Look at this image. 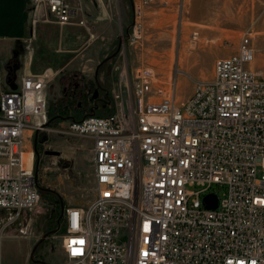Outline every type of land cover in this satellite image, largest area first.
Instances as JSON below:
<instances>
[{
    "label": "built area",
    "instance_id": "built-area-1",
    "mask_svg": "<svg viewBox=\"0 0 264 264\" xmlns=\"http://www.w3.org/2000/svg\"><path fill=\"white\" fill-rule=\"evenodd\" d=\"M158 1L132 0L131 24ZM34 4L95 37L80 0ZM255 56L253 30L244 29L182 100L139 66L131 91L105 92L56 127L88 139L93 152V198L59 215L64 264H264V65L254 68ZM47 82V72L29 71L0 87V208L14 218L40 198L28 142L52 125ZM209 194L215 207L204 204Z\"/></svg>",
    "mask_w": 264,
    "mask_h": 264
},
{
    "label": "rangeland",
    "instance_id": "rangeland-1",
    "mask_svg": "<svg viewBox=\"0 0 264 264\" xmlns=\"http://www.w3.org/2000/svg\"><path fill=\"white\" fill-rule=\"evenodd\" d=\"M194 1L144 5L141 25L134 27L132 0H80L97 33L90 39L82 25H59L44 18L34 0H0V65H11L9 85L27 71L47 72L49 116L57 119L28 142L34 153L38 204L15 218L12 210L0 208V264L65 263L59 215L65 206L85 205L93 198V152L88 139L60 133L56 127H66L70 114L87 112L95 90L100 97L105 92L111 96L119 87L131 91L137 67L150 66L153 85L165 93L175 91L182 100L191 93L194 78H209L214 60L235 50L248 26L256 47L253 67L264 63V0H212L208 15L192 19L188 11ZM251 12L253 19H243ZM6 78L0 71V84H6ZM54 105L63 107L62 119L54 116Z\"/></svg>",
    "mask_w": 264,
    "mask_h": 264
},
{
    "label": "crops",
    "instance_id": "crops-1",
    "mask_svg": "<svg viewBox=\"0 0 264 264\" xmlns=\"http://www.w3.org/2000/svg\"><path fill=\"white\" fill-rule=\"evenodd\" d=\"M214 1V0H213ZM212 0H198V2L197 1H194L193 3L194 4H196V3H198L199 5V8L198 9H196L195 8V6H194V4L192 5V8H190V10L188 11L189 12V17L190 18H192V19H194V18H203V17H205L206 15H208L210 12H211V7H210V5H211V3L213 2ZM209 5V6H208ZM253 13L251 12V13H249L248 15H247V17H243V19L245 18H248V19H253V15H252ZM249 27H251V26H248V27H246V28H249ZM95 35H97V33L95 34ZM264 65V63H262L260 66H263ZM27 72H29V71H27ZM30 72H32V71H30ZM26 73V72H25ZM13 80V79H12Z\"/></svg>",
    "mask_w": 264,
    "mask_h": 264
},
{
    "label": "water",
    "instance_id": "water-1",
    "mask_svg": "<svg viewBox=\"0 0 264 264\" xmlns=\"http://www.w3.org/2000/svg\"><path fill=\"white\" fill-rule=\"evenodd\" d=\"M102 63V62H101ZM100 63V64H101ZM100 64H98L97 66H96V70H97V68H98V66L100 65ZM96 93H97V90H95L94 91V96H96ZM37 134H35V136H36ZM35 139H36V137H34ZM34 150L35 151H37L36 150V145H35V143H34ZM47 153H50V154H56V153H58V151H54V150H47L46 151ZM203 201H204V204L206 205V206H208V207H215L216 205H217V202H218V198H217V196L215 195V194H209V195H207L204 199H203Z\"/></svg>",
    "mask_w": 264,
    "mask_h": 264
},
{
    "label": "flooded vegetation",
    "instance_id": "flooded-vegetation-1",
    "mask_svg": "<svg viewBox=\"0 0 264 264\" xmlns=\"http://www.w3.org/2000/svg\"><path fill=\"white\" fill-rule=\"evenodd\" d=\"M0 71L1 73L3 72L5 74V76L7 77L6 78V84H0V87H6V86H9V83L12 81L11 80V72H12V68H11V65L10 64H7L5 65L3 68L1 67L0 65ZM99 99L100 96L98 95V90H97V93H96V96H94L93 99ZM38 154V153H37Z\"/></svg>",
    "mask_w": 264,
    "mask_h": 264
},
{
    "label": "trees",
    "instance_id": "trees-1",
    "mask_svg": "<svg viewBox=\"0 0 264 264\" xmlns=\"http://www.w3.org/2000/svg\"><path fill=\"white\" fill-rule=\"evenodd\" d=\"M58 104V103H57ZM58 106V107H57ZM54 107L57 109L56 110V113H54L55 115L54 116H57V118L59 117V118H61V117H63V115H61V113H64V111H63V107H61L60 105H54ZM77 107H80V104H78L77 105ZM50 110H51V107H50V105H48V117H49V123H53L54 121H56L57 119H54V120H52L51 118H50V116H49V112H50ZM78 111H80V108H78L77 109ZM68 112V110L65 112V114ZM73 116H75L76 118H79V117H81L80 115L78 116V115H76V114H73ZM53 118V117H52ZM51 119V120H50Z\"/></svg>",
    "mask_w": 264,
    "mask_h": 264
}]
</instances>
